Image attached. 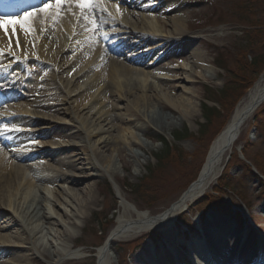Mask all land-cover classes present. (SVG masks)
Returning <instances> with one entry per match:
<instances>
[{
    "label": "rangeland",
    "instance_id": "1",
    "mask_svg": "<svg viewBox=\"0 0 264 264\" xmlns=\"http://www.w3.org/2000/svg\"><path fill=\"white\" fill-rule=\"evenodd\" d=\"M238 1L177 0L178 9L173 14V17L181 19L183 30L187 35H197L202 40L198 39L199 43L187 46L176 44L171 46L165 44L156 45V54H158L159 61L156 65V70L152 71L150 75H155L158 80L162 81L149 79L154 87V91H150L149 94L156 93L157 90L158 95L164 93L178 97L183 86L181 80L178 79H183L184 76L181 67L190 64L194 53L199 55V59L205 61V64L200 69L196 71L194 68L192 71L191 76L193 79L189 86L195 94L191 98L192 109L188 114L182 113L181 110H173L157 99V94H155L151 101L141 104L139 111L141 118L137 120L136 116L139 117V115L135 113V107L131 103L126 104V101H128L126 98L125 101H119L118 93L109 88L104 97V110L109 115V118L106 115L105 119L108 118V121L115 126L113 132L100 133L95 138L93 137L87 141L84 138V134L77 131L76 128H72L73 131L69 132L61 125L57 132L52 135L49 142L55 149L62 150L60 148H66L64 151H59L60 153L56 156V162L53 166L57 172L64 175L69 174L70 176L80 175L78 171V168H80L86 170L89 174H93L92 177H87L84 181L87 192L98 200L92 206V210L88 209L87 213L78 211V205H85L88 202L87 198H89L82 196L78 190H67L64 188L66 196L64 195L65 193H61L56 188V195L54 194V197L50 195V191H52L51 180L47 179L43 170L41 174V162L26 167L29 173L27 178H33L34 180L32 188L35 189L32 194L37 197H44L50 203L53 204L55 202L54 204L57 203L60 206L58 208L60 211H57L56 218L58 219V216H60L59 219H61L66 214L63 220L67 221V231L70 233L68 239L57 241L54 237V231L57 230L63 233L65 229L62 228L63 226L59 227L55 219H49L46 223L37 221L28 228L25 226L26 231H32L31 240L38 249L35 256H30L38 261L35 264H98L97 251L104 246L106 240L116 229L118 217L123 212L119 193L126 196L129 203L139 212H150L156 217L176 204L181 199V196L197 181L200 168L206 161L212 143L230 123L237 106L264 74L263 72L247 91L243 90L241 94L229 92L222 99L223 101L214 104L209 103L210 106L215 105L221 109L224 114L220 120L214 121V124L206 129L205 134L199 135L200 129L204 124L201 104L207 95L205 92L206 88L220 93L231 79V75L233 79L244 77V75L237 73L239 69L243 70L242 65L244 64L248 41L253 40L247 34L255 31V27H251V24L241 20L239 10H236L240 8L237 5ZM147 13L141 12L140 15L145 19L150 16L154 29L161 32L159 33L160 35L171 34V24L168 22L170 16L164 14L161 9L153 11V14L149 11ZM31 19L38 20V22H40V19L44 21L42 14ZM45 23L49 27L44 31L43 36L44 38L49 36V39H53L54 29L58 26L62 27L64 22L60 17L56 19L48 17ZM0 33H3V31L0 30ZM41 34V30L35 29L26 34L20 29L17 36L23 39L19 40V46H17V41L13 42L12 45L15 48L23 47L25 39L35 40V36H40ZM159 34L157 33V35ZM259 38L262 39L260 46L264 45V37ZM77 41H79L78 36L70 35L69 32H62V38L59 43L67 48L71 47V52L66 56L69 60L75 61L78 58L77 52L74 51L79 48ZM248 60H250V56ZM214 64L223 67V70L218 69ZM192 66L195 67L196 65ZM27 67L29 70H33L35 80H40L41 75L44 73L48 74L47 68L37 64H28ZM75 72L77 70L69 71L68 76L70 79L76 76ZM142 79L145 80V78ZM240 81L243 82L242 80ZM63 82L61 81L60 84L65 89L66 86L62 84ZM91 83V76L80 78L78 81V84L83 89L90 87V95L96 91V89L91 87ZM242 85L244 88L248 85V81L244 80ZM137 92L135 91V93ZM218 93L214 96L220 101L221 97ZM73 96L74 100L70 102L72 107L74 104L79 103L82 98L81 95L77 94ZM57 98L56 95L52 94L46 98L27 102L30 116L53 122L63 119L58 109L55 108ZM113 102L115 103L113 104ZM87 103L91 105L92 102L87 100ZM95 105L97 103H94L89 110V117L97 114L99 108L98 106L95 107ZM117 105H119L121 110H118ZM262 109H264V104L258 109L257 114L255 113L256 117L254 116L255 118L253 117V120L243 128L237 145L224 166L223 175L225 177L221 178L213 186L212 191L209 192L213 193V190H218V193L210 198H219L216 200L218 206L208 205V199L203 198L204 194L192 202L194 211L191 214L197 216L192 220L189 213L181 218L179 215L180 219L177 220L174 226L176 229L178 225L185 224L186 227L192 229L195 225L194 221L205 224L208 219H218L219 224L222 221L220 226H224V228L220 227L221 231L219 228L216 229V226H212V223L207 225L208 228L205 226L204 231L208 229L207 231L211 238L217 235L219 239L232 240V243H237L242 235H244L243 238L245 240L248 237L247 246H249V249L247 251L253 264L259 263L261 260L264 261L262 256L264 255V173L261 171L264 170L262 168L264 167V116L260 122L257 118L258 113ZM149 111L156 112L157 118L161 116L165 119L163 120L162 128L160 126L157 127L155 123L151 125L148 118L144 117V114ZM131 112L135 114V117H131ZM85 115L87 116L88 114L86 113ZM124 116L128 117V120L124 119ZM29 122V119L23 117L15 121L19 125ZM127 126L133 129L132 132L139 144L138 146L137 144L134 146L127 145L118 139L122 135L120 131L123 128H127ZM143 126L147 127L148 130H143ZM179 132H188L194 138L188 137L187 139L176 141L174 135ZM147 135L163 137L173 149V154L179 155L180 160L174 163L175 159H169L165 167L161 168L162 165L155 156L159 155L165 147L160 143L149 141L146 138ZM128 144H130L129 141ZM240 147L242 151L239 150ZM83 152L85 155H83ZM78 154L82 160V163L79 161L81 166L69 167L75 161L73 157ZM133 156L135 157L133 158ZM58 159L64 160L65 167L61 166V162ZM83 160L87 161L88 165L97 163L98 167L105 169V171L101 169L99 173L94 174V171H90V168L86 167V163ZM84 168H89V170ZM36 169H39V171ZM39 175L44 178H39ZM32 176L38 177V179ZM226 176L229 185L223 189L222 186ZM104 186L110 189L113 187L111 195L105 194V191H103ZM142 188L144 189L143 192H141ZM26 192L24 196L31 195L30 192ZM220 192L222 194L218 196ZM16 215L20 222L24 219V224L26 223L23 211L20 210ZM16 224L18 225L19 221ZM19 230L22 231L21 225ZM151 232H156V229ZM11 236L13 237L9 233L8 237ZM217 236L214 238H217ZM129 242H132V240L117 241L113 244L116 256L114 255L115 258L113 259L111 254L109 255L111 264H134V256L137 253L134 256L133 254L138 249V246L144 243V238L141 240L136 238L132 243ZM72 246L75 247V250L80 251L83 256H80L77 260H70L71 258L66 257V255L63 258L59 257V255L65 254V251ZM15 255L20 256L21 254L15 253ZM234 263L228 258V264Z\"/></svg>",
    "mask_w": 264,
    "mask_h": 264
},
{
    "label": "bare ground",
    "instance_id": "2",
    "mask_svg": "<svg viewBox=\"0 0 264 264\" xmlns=\"http://www.w3.org/2000/svg\"><path fill=\"white\" fill-rule=\"evenodd\" d=\"M37 1L39 0H33V2ZM49 1L51 0H48V2ZM119 4L121 6L119 13L116 11V5L109 3V0H102L101 7L105 9L103 13H101L99 9H97L95 13H81L80 10L76 9L74 6L65 9L62 11V15H60L64 23L62 27L58 26L54 29L55 34H52L53 39H49V36L44 38L43 34L49 27V25L45 23L47 18L56 19V16L54 14L48 17L42 15L44 21L40 19V22L35 19L32 20L31 17L28 21L31 31L35 29L41 30L42 34L40 36H35V40L25 39L23 47L15 48L12 45L13 42L17 41L16 37H12L10 43L9 36H11V32H9V36L0 33V40L2 42L0 46L2 50L0 52L4 53V57H0V59L7 60V64L9 66L13 65L15 70H21L20 68L31 61L42 67H47L50 71L47 70L48 74L42 75L40 85H44L47 88V92L45 93L49 96L54 94L58 97L55 108L58 109L59 114L63 118L58 119V121L62 122L63 125H69L71 129L65 127L69 132L73 131L72 128H76L77 131L84 134V138L85 140L87 139V141L93 137L95 138V136L100 133H110L115 130V126L108 121L109 115L104 110V97L109 88L118 93L119 101H125L126 98V100H128L126 104L131 103L133 107H135V113L137 115H139L141 104H146L147 101L149 102L155 97V94H157L156 89V93L149 94L150 91H154V87L149 79L162 81L151 78L150 75L156 67V64H154L157 60L155 53L157 50L156 45L165 44L171 46L172 44H176L179 46H187L199 43L202 40L197 35H187L183 30L181 19L175 16L173 17V14L178 9L177 0H119ZM158 9H161L164 14L170 16L168 22L171 24L172 32L171 34L169 33V35H160L159 33L161 32L156 31L152 25L153 21H150V18L145 19L140 15L141 12H153ZM27 14L15 19H20ZM85 16L88 18L85 19ZM92 21L96 22L95 29L93 28ZM114 27L115 33L107 35ZM16 28L18 27L16 26ZM62 32H69L70 35L78 36L79 41L76 43H79V48L74 50L77 52L78 58L76 57L77 59L75 58V61L69 60L66 57L68 53L71 52V47L67 48L65 45L62 46L59 43V40L62 38ZM148 32L151 33L152 36H150ZM157 33L159 35H157ZM20 39L23 38H19V40ZM10 47L11 52H9ZM113 54H118L125 58L115 59V55ZM204 64L205 61L199 59V55L194 53L191 57L190 64L181 67L184 76L183 79L178 78L183 85L180 90V95L174 97L172 94L161 93L160 95L157 94L156 98L167 104L173 110H181L182 113L188 114L192 109L191 98L195 94L189 86L193 79L191 76L192 71L194 68L197 71ZM146 65L150 67L148 68L147 66L143 69L138 67ZM192 65L196 66L194 67ZM73 69L77 70V72H75L76 76L70 79L68 73ZM86 76L92 77L91 87L96 89L94 94H89L90 87L83 89V87L78 84L79 79ZM142 78H145V80ZM61 81H64L62 84L66 86L65 89L62 88L60 84ZM16 89L19 90L16 92L24 93L20 87ZM135 91L138 92L135 93ZM74 94L81 95L82 98L79 103L74 104L72 107L70 102L74 100ZM263 96L264 74L237 106L230 123L212 143L206 161L201 168L200 176L197 178V182L182 199H179V203H176L170 210L158 217L153 216L150 212L141 213L129 203L126 196H123L121 193L118 194L123 212L118 217L116 229L112 232L106 244L97 251L96 257L98 259V264H111L109 255L111 254L113 259L116 256L113 250V244H115V242L131 240L133 242L136 238L141 240L155 229H160L164 232L163 234L168 240L167 243L169 248H172V241H175L177 244L180 243L178 241L180 238L173 235V228L177 217L183 211H187L189 205L200 196L204 194L213 196L218 193V190H213V193L209 192L212 191L213 186L220 178L224 177L223 169L227 163V159L230 154L232 155L243 128L253 120L256 111L261 107V105L259 107L256 106H258ZM18 98H20V96L10 95L6 100L12 99L9 101H15ZM87 100L92 102L91 105L87 103ZM94 103H97L95 107L98 106L99 110L96 115L89 117V110ZM114 103L115 102H113V104ZM12 105L13 104H10L9 107L13 108ZM117 107L118 110H121L119 105H117ZM18 109L25 112L23 107H18ZM86 113L88 114L87 116L85 115ZM106 115H108L107 119H105ZM131 117H135V114L132 112ZM144 117L148 118L151 125L155 123L157 127H163V120L165 119L161 116L157 118L156 112L149 111L147 114H144ZM127 118L128 117L124 116V119L128 120ZM136 118L140 120L141 116H136ZM2 120L3 117L0 115V121ZM50 122L47 121L48 124L33 131L35 137L33 140L44 142L48 139L49 135L57 128ZM57 125H59V123H57ZM142 129L148 130L147 127L144 126ZM17 130L15 126H8L6 123L0 124V215L4 218V220L0 221V264H35L38 263V261L30 256H35L38 249L32 243V231H26V227L28 228L37 221L46 223L49 219H55L57 225L59 227L63 226L62 228L65 229L63 233L57 230L54 231V237L57 241L68 239L70 233L67 231V221L63 220L66 214L63 215L61 219H59L60 216H58L57 219L56 213L58 210L60 211V209H58L60 206L57 203V205L54 204L55 202L53 204L50 203V201L44 197H37L32 194L35 189L32 188L34 186V180L33 178H27L28 172L21 166L22 164H27V161L30 160L34 154H37L38 157L41 158L40 160L46 161V168L50 169L51 164L56 162L55 151H48L49 147H51L49 143L45 142L46 144H44L43 147H39L38 145L40 144L36 141L28 147L29 151L26 154L19 153L16 149L8 150L13 144L11 137L17 133ZM132 130L133 129L129 126L123 128V130L120 131L122 135L118 137V139L122 140V142L127 145L134 146L137 144L138 146L139 144ZM128 141L130 144H128ZM96 150L98 151L97 147ZM239 150L242 151V148L240 147ZM83 155H85L84 152ZM134 157L135 156H133V158ZM73 158H75V161L70 164L69 167L75 168L81 166L79 161L82 163V160L79 154ZM58 161L61 162V166L65 167L63 159H58ZM84 162L86 163V167L90 168V171H94V174L99 173L101 169H103H100L97 163H90L88 165L87 161ZM89 168L84 169L89 170ZM78 171L80 175L70 176L67 174L66 176L55 177L54 180L62 186H67V190L75 189L78 190L82 196L89 197L85 205H78V211L80 213H87V210H92V206L98 202L97 198L92 197L90 193L87 192V187L84 182L87 177H92L93 174H89L86 170L80 168H78ZM102 171H105V169ZM68 186L71 188H68ZM26 191L30 192L31 195L24 196L27 193ZM54 194L56 195V192L50 195L54 197ZM64 195H66V193ZM20 210L25 214V224V220L23 219V221L21 220L20 222L16 215ZM18 221L22 231L19 230L20 225L16 224ZM221 222L222 221H220V224ZM211 223L212 226H216V229L219 228L220 231V227L224 228V226H220L218 219H208L205 224L200 226L201 231L204 232L205 226L208 228L207 225ZM207 230L204 232L205 237H209L210 235ZM9 233L13 235V237H8ZM205 239L206 238H202L201 241H206ZM194 242H197L196 239ZM198 242H200V240ZM198 242L195 246L199 252L201 247ZM153 246V244H148L147 249H141L137 255L134 256V264H151L154 261L158 262L159 259H162L166 251H158L154 249ZM15 253L21 255L16 256ZM231 253L236 255L237 249H234ZM65 255L71 258L70 260H77L80 256H83L80 251L75 250L74 246L65 251V254L59 255V257L63 258ZM190 257L192 256L190 255ZM246 260L247 257L244 255V261ZM176 264H180L179 260L176 261Z\"/></svg>",
    "mask_w": 264,
    "mask_h": 264
},
{
    "label": "trees",
    "instance_id": "3",
    "mask_svg": "<svg viewBox=\"0 0 264 264\" xmlns=\"http://www.w3.org/2000/svg\"><path fill=\"white\" fill-rule=\"evenodd\" d=\"M237 5L240 6V8L236 10H239L241 20H244L245 22L251 24L250 25L251 27H255V31H252L249 34H247V36L248 37L251 36L253 40L248 41L247 52L244 55V61H243L244 64L242 65L243 70L239 69L237 73L240 75H244V77L240 79H233L231 75V79L226 84V86L220 91V93H218V91L216 92L212 89L210 90L206 88L205 92L207 95L204 98V102L201 104L204 124L200 129L199 135L205 134L206 129L211 127L214 124V121L220 120L224 114L222 113L221 109H219L216 106H210L208 103H219L223 101L222 99H224L225 95L229 92L241 94V91L243 90L247 91L254 84L256 79L264 72V51H263L264 45L260 46L262 39L259 38V37H264V0H239ZM249 56H250V60H248ZM218 67H220V69H223V67L221 66ZM224 70L227 71L225 68ZM226 74L228 73L226 72ZM233 77L235 76L233 75ZM240 80H242L243 82L244 80L248 81V85H246L243 88L242 85L243 82H241ZM239 91L240 93H238ZM217 93L221 97L220 101H218L219 99L216 96H214ZM261 115L262 117H260ZM263 116H264V109H262V111L258 113L257 118L259 122L263 120ZM188 137L194 138V136L189 134L188 132L185 133L179 132L174 135V139L176 141H181L183 139H187ZM149 138L157 142H161L165 147L159 155H156L157 160L162 165L161 168L165 167L167 160L169 159H175L174 163H177L178 160H180V157H178L179 155L176 156V154H173V149H171L170 145L166 142V140L163 137L152 135V137ZM262 168L264 169V167ZM261 171L264 173V170ZM228 185L229 183L226 176V179H224V183L222 186L223 189L226 188ZM143 191L144 189L142 188L141 192ZM219 194H222V192H220ZM211 197L212 196L205 197V199H208L207 202L208 205L214 204L216 200L219 199V198L210 199ZM193 207L194 206H192L191 209H193Z\"/></svg>",
    "mask_w": 264,
    "mask_h": 264
},
{
    "label": "snow or ice",
    "instance_id": "4",
    "mask_svg": "<svg viewBox=\"0 0 264 264\" xmlns=\"http://www.w3.org/2000/svg\"><path fill=\"white\" fill-rule=\"evenodd\" d=\"M109 3L115 4L116 11L118 13L120 12L121 6L119 4V0H109ZM101 4L102 0H51L50 3L45 4V6L39 7L35 12L29 13L20 19L0 17V30H2L6 36H9V30L11 29V36H9V41L11 43V38L16 37L17 46H19V38L16 33V26L19 25L24 33H29L31 31V28L28 21L31 17L36 16L38 13L43 14V16L45 17L54 14L56 18H59L62 11L73 6L76 9H79L81 13H95L97 9H99V11L103 13L105 9L101 7ZM87 18L88 17L85 16V19ZM92 24L93 28L95 29L96 22L92 21ZM9 52H11V47L9 48ZM3 55L4 53L0 52V56ZM31 143H34V141Z\"/></svg>",
    "mask_w": 264,
    "mask_h": 264
},
{
    "label": "water",
    "instance_id": "5",
    "mask_svg": "<svg viewBox=\"0 0 264 264\" xmlns=\"http://www.w3.org/2000/svg\"><path fill=\"white\" fill-rule=\"evenodd\" d=\"M263 103H264V96L262 97V99H261L260 102L258 103V106H256V107H259V106L262 105ZM185 194H186V193H185ZM184 196H185V195H184ZM184 196H183V197H184ZM183 197H182V198H183Z\"/></svg>",
    "mask_w": 264,
    "mask_h": 264
}]
</instances>
